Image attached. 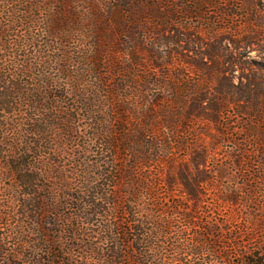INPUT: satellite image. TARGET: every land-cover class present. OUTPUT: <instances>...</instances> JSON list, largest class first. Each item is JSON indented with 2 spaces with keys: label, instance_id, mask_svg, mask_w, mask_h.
<instances>
[{
  "label": "trees",
  "instance_id": "1",
  "mask_svg": "<svg viewBox=\"0 0 264 264\" xmlns=\"http://www.w3.org/2000/svg\"><path fill=\"white\" fill-rule=\"evenodd\" d=\"M3 1L6 0H0V15L4 12L3 8H10L14 3L13 0H7L3 4ZM218 1L188 0L192 7H187L186 12L202 18L205 14L204 8L215 6ZM27 2V5L31 4ZM163 2L169 3V6ZM34 9L45 14V18L36 19L32 15ZM178 12L175 0H35L31 7L22 11L20 22L23 29L28 30V34L22 35L12 45L16 52L25 54L21 65L24 68L23 73L15 69L19 68L16 62L9 63L0 57V164L1 170H4L3 176L16 184L17 190L12 192L10 198L16 201L18 207L14 210L13 217L11 214H5L4 217L8 218L6 224L9 227V219L13 220L15 217L20 225V232L14 233L18 240L15 249L6 250L7 243L3 242L12 235L11 229L0 236V264H94V261L96 264H170L175 261L176 256H180V262H183L184 256L172 253L149 257V253L154 254L156 251L152 245L154 228L160 238L163 236L170 239V227H167L163 218L157 217V221L150 222L151 225L157 223L156 227L148 229L150 223L143 216L145 208L140 204L141 192H151L154 185L151 181L137 179L135 161L130 166L119 168L117 180L121 186H117V192L112 190L116 187L113 181L115 175L110 168L103 171V165L97 162L94 167L87 166L88 169H84V185L79 190H74L73 180H70L69 175L79 173L75 168H71V171L66 169L67 162L62 159L67 152L64 149L62 151L59 143L63 138L77 142L75 135L78 134L79 126L74 123L78 111L86 110L89 116L95 115L99 108L97 104L101 100L99 94L103 90L106 93L108 89L107 92L120 101L130 99V95L119 94V90H128L131 84L137 83V71L143 72L140 80L146 86H159L151 81L153 73L146 69L144 60L139 56L150 55L153 62L154 53L149 47L146 48L148 44L151 45V36L156 39L162 32L175 30L168 29V26L176 24ZM15 14L19 12H7L8 18ZM34 28L38 30L37 33L33 31ZM11 32L14 33L15 30H11L10 25H0L1 53L6 52L2 38H11ZM76 34L89 40V44L80 43L77 47V60L73 59L68 46ZM123 36L129 42L122 44L120 39ZM162 42L176 47L170 53L171 59L166 62L167 65L173 60L175 53L180 54L178 48L181 46L179 41L170 38ZM29 47H32V54L28 52ZM123 52H127L128 59L125 62L118 57ZM204 54L211 60L214 58V52ZM107 56L111 59L108 60ZM188 63L195 65L191 61ZM152 64L156 70L163 65L157 61ZM54 66L58 67V73L67 77L68 83L62 85L60 79L52 75ZM195 67L204 75L203 83L208 85L224 73L221 65L216 70L200 63ZM33 68L42 69L43 75L35 78L31 74ZM139 68L143 70L140 71ZM120 75L117 85L108 86L114 77L117 80ZM86 82H96L97 85L91 86ZM164 83L168 84L167 81ZM181 85V82L169 83L170 93L175 97L174 102L177 105L183 94L199 100L198 98L204 99L209 91V88L202 87L200 92L182 93ZM138 86L136 84L134 88ZM68 99L72 104L64 108ZM149 101L146 100L148 103ZM159 102H163L159 97L151 100V104L155 106ZM79 105L82 107L79 108ZM226 106L212 103L211 109H207L197 103L188 109L185 116L190 120L197 113L198 118L213 120L218 118V113L226 110ZM111 108L112 113L126 115L121 121L129 122L131 116L136 114L130 107L117 105L116 102L112 103ZM183 111L186 112L184 109ZM146 112L148 114L152 111ZM97 113L102 114L103 111L99 110ZM162 113L160 122L167 123L168 128L174 129L173 135H177L178 131H175L174 126L179 125L174 118L183 115L180 112L174 114V111L165 108ZM141 118L149 121V115ZM92 120L95 125L89 126V130L93 131L87 146L94 142L116 159L119 151L131 150L134 137L138 142L145 140V127L151 125H146L132 134L130 129L124 130L119 136L117 129L110 130L103 120ZM62 122L70 124L61 126ZM160 122L158 126L164 127ZM53 133L57 140L55 147ZM52 156L59 161L55 162ZM73 160L76 166L82 168L83 163L75 158ZM51 181H55L54 187L46 185ZM179 182L184 186L183 200L189 204L187 211L198 212L202 204L200 190L204 179H195L192 182L184 175L177 179V176L171 174L167 186L173 190ZM155 184L157 185L156 182ZM57 192H62V197H58ZM150 208V214L161 212L157 210L159 204L157 207L156 204L150 205ZM3 225L0 222V227ZM86 226L98 227L91 236L85 229ZM94 239L96 241L92 242ZM184 254L189 255L188 252ZM192 255L195 256L194 253ZM202 255L203 252L200 256ZM261 258L253 253L252 257H245L243 264H264ZM158 260L160 262L157 263ZM191 264L212 263L195 261Z\"/></svg>",
  "mask_w": 264,
  "mask_h": 264
},
{
  "label": "rangeland",
  "instance_id": "2",
  "mask_svg": "<svg viewBox=\"0 0 264 264\" xmlns=\"http://www.w3.org/2000/svg\"><path fill=\"white\" fill-rule=\"evenodd\" d=\"M13 1L12 6L3 8L4 12L1 11L0 15V25H10L11 30H15L14 33H10L11 38L10 36L2 38L6 52H0V57L8 60L9 63L16 62L19 68L15 69L22 74L24 68H21V65L25 54L16 52L12 44L22 35L28 34V30L25 31L20 22L21 13L27 7H31L35 0ZM27 1L31 4L27 5ZM5 2L7 0L2 3ZM163 4L169 6V3L163 2ZM175 5L179 11L177 22L168 26V29L175 30L162 32L156 39L149 34L152 37V46L148 44L146 47L154 53L153 62L163 64L162 68L155 69L150 55L139 56L144 60L146 69L153 73L151 81L159 86H146L140 80L143 72L137 71L139 79L136 84L140 87L134 88L136 84H131L128 90H119V94L130 95V99L125 98L121 100L124 102H121L111 96L107 92L108 89L106 93L103 90V93L99 94L101 100L97 104L99 107L97 111L101 110L104 114H98L96 111L95 115L89 116L86 110H79L74 123L79 126L78 134L75 135L77 142L67 141L66 138L59 140L60 148L67 152L62 161L67 162L68 171L75 168L79 173L69 175L70 180H73L72 189L79 190L84 185L83 181L86 177L84 169H88L87 166L94 167L97 162L103 165V171L110 168L115 175L113 181L116 187L112 190L116 192L119 191L117 186H121L117 180L119 168L136 162L137 179L144 182L151 181L154 185L151 192L146 190L141 192L140 204L145 208L142 215L149 223L154 222L157 217L163 218L167 227L171 229H168L171 238L165 239L157 234L158 231L154 228L157 223L148 225V229L154 228L152 245H154L153 250H156L154 254L149 253V257L172 253L184 258L181 263L180 256H176L175 261L170 264H191L195 261L196 263L201 261L212 264H243L245 257H252L254 253L262 257L261 262L264 263V0H219L215 6L204 8L205 14L202 18L186 12L187 7H192L188 0H175ZM8 10L19 14L8 18ZM32 15L36 19L45 18V14L37 9L33 10ZM33 31L38 32L35 28ZM163 36L179 41L181 46L178 48L180 54L175 53L173 60L167 65L166 62L171 59L170 53L176 47L162 42L166 39ZM120 41L122 44L129 42L124 36ZM80 43L89 44V40L76 34L68 45L73 59L77 60L79 51L77 47ZM84 48L83 46V50ZM28 50L29 54L33 53L32 47ZM207 52H214L212 60L204 54ZM126 54L127 52L119 53V60L127 61ZM107 59L111 57L107 56ZM149 59L151 61H147ZM188 61L195 65H190ZM198 63L214 70L221 65L224 73L219 78H214L209 85L204 84V75L195 67ZM34 68L31 69V74L35 78H40L43 70ZM139 69L143 70V68ZM52 71V75L60 79L62 85L68 83L67 77L58 73V67L54 66ZM179 76L183 78H178ZM120 77L121 75L117 76V80L114 77L108 86L117 85ZM165 81L168 84L164 83ZM174 82L183 84L180 86L182 93L200 92L205 87L209 88V91L208 94L205 92L207 96L204 99L198 98L199 100L185 97L183 94L177 105L169 86V83ZM86 83L91 86L97 85L96 82ZM89 91L92 93V90ZM157 97L163 102L155 106L151 104V100ZM147 99L150 100L149 103L146 102ZM111 101L116 102L117 105L130 107L136 114L131 116L129 122L121 121L120 119L126 115L112 113ZM211 102L221 106L227 105L223 113H218V118L213 120L198 118L197 113H194L190 120L186 118L185 113L192 105L198 103L200 107L211 109ZM69 104L72 102L68 99L64 108ZM81 107L82 105H79V108ZM164 108L174 111V114L180 112L185 116V118L183 116L174 118L179 125L174 126L175 131H178L177 135H173L174 129L168 128L167 123L160 122ZM146 110L152 112L147 114ZM144 115H149V121L142 120L141 117ZM92 118L103 120L110 130L117 129L119 136L127 129H130L132 134L146 125L151 124L152 127L151 125L150 128L145 127L147 129L145 140L138 142L134 137L131 150L119 151L116 159L94 142L87 146L93 131L89 130V126L95 125ZM159 122L161 125L163 123L164 127H159ZM68 124L70 123L62 122L61 126ZM53 135L55 136L53 147H55L57 140L55 133ZM57 136H60L59 132ZM73 158L83 163L82 168L73 163L75 162ZM52 159L55 162L59 161L53 156ZM2 173L4 170H1L0 164V222L4 224L0 227V236L11 229L12 235L3 240L7 243L5 249L11 251L18 244L14 233L20 232V225L17 223L18 218L15 217L13 220L9 219V222L11 221L9 227L6 224L8 218L4 215L11 214L13 217L14 210L18 209L16 201L10 198L17 187L13 180L6 179ZM171 174L177 176V179L180 175H184L192 182L195 179H204L200 190L202 204L198 212L187 211L189 204L183 200L184 186L180 182L173 190L168 188L167 180ZM55 184V181L46 183L51 187ZM57 195L62 197L63 194L57 192ZM153 204H156V207L159 204V208L156 209L161 212L150 214L148 209H151L150 205ZM112 222L115 224L114 220ZM97 227L86 226L85 229L92 236ZM94 241L96 239L92 240ZM180 249L185 250L180 251ZM186 252L189 255L184 254ZM201 252H203L202 256H200Z\"/></svg>",
  "mask_w": 264,
  "mask_h": 264
}]
</instances>
